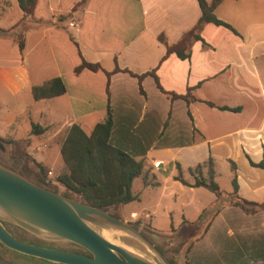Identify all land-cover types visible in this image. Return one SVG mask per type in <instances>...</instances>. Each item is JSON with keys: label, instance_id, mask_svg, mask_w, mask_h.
<instances>
[{"label": "crops", "instance_id": "crops-1", "mask_svg": "<svg viewBox=\"0 0 264 264\" xmlns=\"http://www.w3.org/2000/svg\"><path fill=\"white\" fill-rule=\"evenodd\" d=\"M11 7L0 0V15ZM20 11L22 51L18 32L0 36L4 138L21 142L51 175L64 163L53 169L45 149L55 142L60 151L73 123L90 133L109 110V144L143 164L140 186H131L137 198L111 207L128 220L121 205L135 202L129 218L145 222L166 248L176 246L173 264H264V210L234 205L236 197L264 201V169L251 164L264 163V0H221L214 13L233 30L204 24L186 59L164 57L166 44L196 24L197 0H37L31 16ZM82 59L101 68L75 72ZM116 66L136 75L154 70L158 84L150 74L112 72ZM52 78L64 93L34 99L32 87ZM189 88L187 99L172 95ZM32 123L42 131L32 133ZM23 124L28 132L17 140ZM208 158L219 197L175 178L179 166L192 183L189 169Z\"/></svg>", "mask_w": 264, "mask_h": 264}, {"label": "water", "instance_id": "water-1", "mask_svg": "<svg viewBox=\"0 0 264 264\" xmlns=\"http://www.w3.org/2000/svg\"><path fill=\"white\" fill-rule=\"evenodd\" d=\"M0 140V150L4 149ZM40 179L36 184L0 163V242L15 251L62 264H173L174 247L160 250L154 243L125 220L79 199L51 190ZM2 222L13 223L44 239L70 241L91 256L48 249L21 242L12 237ZM152 234V233H151ZM125 235V236H118ZM156 239L160 236L152 234ZM129 237L139 247L119 240ZM0 264H27L0 256Z\"/></svg>", "mask_w": 264, "mask_h": 264}, {"label": "trees", "instance_id": "trees-1", "mask_svg": "<svg viewBox=\"0 0 264 264\" xmlns=\"http://www.w3.org/2000/svg\"><path fill=\"white\" fill-rule=\"evenodd\" d=\"M37 0H17L18 6L23 12V18L31 16ZM221 0H197L200 9V16L196 24L182 35V37L173 44H166V55L174 53L181 59L189 57V45L193 40H202L200 31L204 24L212 23L221 25L233 30V28L225 21L219 19L214 13L215 6ZM81 1L78 2V4ZM23 19L9 28L0 27V36L8 35L20 25ZM16 42L20 51L24 48V39L22 34L16 36ZM165 41L164 38H160ZM95 71L101 68L99 63L88 62L82 59L81 62L74 68L75 72L82 69ZM119 69L117 66L112 72ZM122 71H128L123 69ZM112 72H107L109 75ZM150 74L155 78L158 84L154 70L146 72L142 75H136L141 78L144 75ZM189 90L186 95L172 94L174 97H183L187 99ZM65 87L59 78H52L40 85L32 87L34 99L49 98L64 93ZM208 104L213 105L211 102ZM228 109V107H220ZM112 117L108 110L106 118L102 122H98L90 133H86L78 124L73 123L61 142L60 153L64 161V168L55 176V180L62 183L66 189L76 194L78 198L89 205L106 210L111 206L125 204L137 198L131 190L132 181L142 173L143 164L141 161L135 160L128 153L112 146L108 142V137L111 129ZM31 132L37 134L42 131V127L38 124H31ZM0 139H3L0 137ZM11 141V140H10ZM42 173H46L45 166L36 162ZM232 171L234 173L235 165L231 162ZM251 164L264 169V163ZM178 173L175 178L189 186H204L213 191L219 197L222 191L215 180V167L211 158L190 168V174L194 177V181L189 183L184 180L181 175L180 167L177 166ZM232 194H236L237 181L235 173L232 177ZM234 205L241 207L245 211H252L257 208L264 210V201L261 203L247 201L243 198L236 197Z\"/></svg>", "mask_w": 264, "mask_h": 264}, {"label": "rangeland", "instance_id": "rangeland-1", "mask_svg": "<svg viewBox=\"0 0 264 264\" xmlns=\"http://www.w3.org/2000/svg\"><path fill=\"white\" fill-rule=\"evenodd\" d=\"M12 3V7L7 10L2 12V14L0 15V25L1 27H8L10 24H15L17 23V21L20 19L19 15L21 13L16 0H10ZM19 28V25L18 27ZM14 29L13 32L19 34L20 30ZM17 34V35H18ZM28 126L27 125H21L17 132H16V138L17 140H21L20 137H25L26 133L28 132ZM8 129H0V137L3 139H0L2 142H4V149L0 150V163L8 168H11L12 170L16 171L17 173L25 176L27 179H29L30 181L39 184L40 183V179L46 181L47 183L50 184V189L53 191H56L60 194L63 195H71V191H69L66 188H60L56 185V180H55V176L62 171V169L59 170H53L50 173L48 172V168H46V173H42V171L39 169L36 161L34 158H32V156L26 152H23V147L24 145L21 142H15V140H11L10 139H5L3 135H5V133H7ZM26 151V150H25ZM23 152V153H21ZM45 157H44V162L47 163L48 165H50L53 169H57V166L59 164H63V159L60 156V151H59V145L57 143L54 142V145L50 148V149H45ZM14 164L16 168L12 167L11 165ZM50 169V168H49ZM37 179L38 182H35L33 179ZM140 178L138 177L136 179L133 180V188L138 189V187L140 186ZM35 179V180H36ZM59 183V182H57ZM121 207H123V210L125 212V214L128 216V220H125L120 212L117 209H113L111 211V214L114 215L115 217L125 220L128 223L132 224L134 227L140 228L141 229V233L147 237L152 243H154L160 250L164 251V245L166 240H158L155 237L152 236L151 231L149 230V228L147 227V224L145 222H143L142 220H138V221H131V219L129 218L130 213L134 212V211H138V208L136 207V203L132 202L130 204L127 205H121ZM118 236H125V235H118ZM48 240V239H46ZM119 240L124 241V242H128L132 245H135L137 247H139L141 250L145 251L144 247L138 243L137 241L129 238V237H119ZM49 241H53V240H49ZM56 243H61L64 241H53ZM39 264H55L57 262H45L44 260H39L38 261ZM173 262V261H172ZM38 264V263H37Z\"/></svg>", "mask_w": 264, "mask_h": 264}, {"label": "flooded vegetation", "instance_id": "flooded-vegetation-1", "mask_svg": "<svg viewBox=\"0 0 264 264\" xmlns=\"http://www.w3.org/2000/svg\"><path fill=\"white\" fill-rule=\"evenodd\" d=\"M11 166L16 168L14 164H12ZM35 179H33V180L35 182H38L37 179L36 180ZM68 197L79 199L78 196L74 193H71V195L70 196L68 195ZM2 225L4 226L6 231L12 237H14L15 239H17L21 242L31 244V245H35V246H39V247L48 248V249H54V250L72 252V253H76V254H82L85 256H91V254L88 250H86L85 248H83V247H81V246H79L73 242L64 241L61 243H56L53 241L46 240L42 237H39L33 233H30L27 230L23 229L22 227L15 225L13 223L2 222ZM0 256L4 257L5 259H8V260H15L17 262L23 261V262H26L27 264H37V263L39 264V262H38L39 260H44L45 262L51 263V261H48V260H45L42 258H38V257H34L31 255H27V254L15 251L13 249H10V248L6 247L4 244H2L1 242H0ZM55 264H62V263H55Z\"/></svg>", "mask_w": 264, "mask_h": 264}, {"label": "built area", "instance_id": "built-area-1", "mask_svg": "<svg viewBox=\"0 0 264 264\" xmlns=\"http://www.w3.org/2000/svg\"><path fill=\"white\" fill-rule=\"evenodd\" d=\"M70 24H72V22ZM159 163H160L159 161H154L153 165L157 167Z\"/></svg>", "mask_w": 264, "mask_h": 264}]
</instances>
